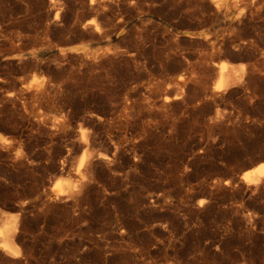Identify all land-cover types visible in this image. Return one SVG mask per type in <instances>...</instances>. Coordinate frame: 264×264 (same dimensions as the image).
Segmentation results:
<instances>
[{"label":"rangeland","instance_id":"obj_1","mask_svg":"<svg viewBox=\"0 0 264 264\" xmlns=\"http://www.w3.org/2000/svg\"><path fill=\"white\" fill-rule=\"evenodd\" d=\"M0 137V264H264V0H0Z\"/></svg>","mask_w":264,"mask_h":264},{"label":"bare ground","instance_id":"obj_2","mask_svg":"<svg viewBox=\"0 0 264 264\" xmlns=\"http://www.w3.org/2000/svg\"><path fill=\"white\" fill-rule=\"evenodd\" d=\"M212 1H215L217 9L221 10L222 7L223 9L226 7V2L228 3L229 0H212ZM232 1L236 2L238 0H232ZM59 50L61 53H65L73 49L72 47H60ZM84 55L90 58H98L100 57L101 54H99V52L84 51ZM218 67H219L220 77L215 83L214 86L215 90H220L227 87L229 84H231L233 80L232 74H228V76L225 77L223 76L226 70H230V68L233 67L232 64L225 61H220L218 63ZM35 81H36L35 76H32V78L23 85L29 88V85H32ZM78 127L81 135L80 139L82 142L83 149L75 162V171L77 178L75 180H65V179H60L59 177L55 178L52 186L50 187V192L46 193L43 199L44 202L52 199H58L62 196L73 193L86 177L85 175H86L87 164L93 158L94 154L89 149V144H88L89 129L87 127H83L81 124H79ZM261 165H264V162L258 164L257 166H255L250 170L245 171L241 179L249 184H256L260 182L264 178V174H261V171H257L258 169H260ZM20 215L21 212H10L0 207V245H2V247L0 248L4 252H6L7 254L13 257L18 256L20 252V248L15 240V235L19 226Z\"/></svg>","mask_w":264,"mask_h":264},{"label":"snow or ice","instance_id":"obj_3","mask_svg":"<svg viewBox=\"0 0 264 264\" xmlns=\"http://www.w3.org/2000/svg\"><path fill=\"white\" fill-rule=\"evenodd\" d=\"M3 137H0V140H2ZM257 171H261V174H264V165L260 166V169H258ZM0 247H2V245H0Z\"/></svg>","mask_w":264,"mask_h":264},{"label":"water","instance_id":"obj_4","mask_svg":"<svg viewBox=\"0 0 264 264\" xmlns=\"http://www.w3.org/2000/svg\"><path fill=\"white\" fill-rule=\"evenodd\" d=\"M239 176H236V177H234L232 180H233V182H238L239 181Z\"/></svg>","mask_w":264,"mask_h":264}]
</instances>
